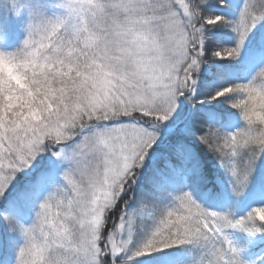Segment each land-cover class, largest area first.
Here are the masks:
<instances>
[{
    "label": "snow or ice",
    "instance_id": "snow-or-ice-1",
    "mask_svg": "<svg viewBox=\"0 0 264 264\" xmlns=\"http://www.w3.org/2000/svg\"><path fill=\"white\" fill-rule=\"evenodd\" d=\"M0 0V264H264V0Z\"/></svg>",
    "mask_w": 264,
    "mask_h": 264
},
{
    "label": "trees",
    "instance_id": "trees-1",
    "mask_svg": "<svg viewBox=\"0 0 264 264\" xmlns=\"http://www.w3.org/2000/svg\"><path fill=\"white\" fill-rule=\"evenodd\" d=\"M240 0H228L226 12L230 16H234L239 9ZM7 31L0 32V51L11 52L15 51L21 45V39L25 37L23 28L20 23L13 18L7 22Z\"/></svg>",
    "mask_w": 264,
    "mask_h": 264
},
{
    "label": "rangeland",
    "instance_id": "rangeland-1",
    "mask_svg": "<svg viewBox=\"0 0 264 264\" xmlns=\"http://www.w3.org/2000/svg\"><path fill=\"white\" fill-rule=\"evenodd\" d=\"M242 6V0H240L239 1V7H241ZM24 31V30H23ZM25 33V32H24ZM25 37H23L22 39H21V43H22V41H23V39H24Z\"/></svg>",
    "mask_w": 264,
    "mask_h": 264
}]
</instances>
